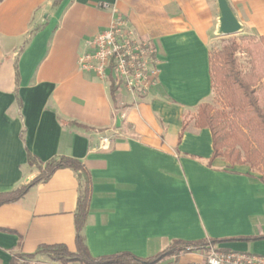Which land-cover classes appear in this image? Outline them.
<instances>
[{
  "label": "crops",
  "instance_id": "crops-1",
  "mask_svg": "<svg viewBox=\"0 0 264 264\" xmlns=\"http://www.w3.org/2000/svg\"><path fill=\"white\" fill-rule=\"evenodd\" d=\"M102 2L155 48L158 77L144 93L120 87L113 99L110 82L79 68L111 22ZM228 2L242 26L234 35L264 36V0ZM219 18L217 0H0V192L38 174L28 152L42 162L81 160L92 175L83 232L95 257L129 251L145 258L174 240L263 235L264 174L211 161V129L186 121L213 92ZM108 134L109 147L100 148ZM78 196L77 172L62 168L1 205L0 264L43 244L75 252ZM215 246L264 256V238ZM159 264L206 262L182 252Z\"/></svg>",
  "mask_w": 264,
  "mask_h": 264
},
{
  "label": "trees",
  "instance_id": "trees-1",
  "mask_svg": "<svg viewBox=\"0 0 264 264\" xmlns=\"http://www.w3.org/2000/svg\"><path fill=\"white\" fill-rule=\"evenodd\" d=\"M61 0H55L58 4ZM258 41L264 48V36ZM239 47V38L225 37L221 46L213 55L210 52V72L212 86L217 84L222 89L230 107L239 115L241 124L234 130L220 127L218 119L212 114V107L207 103L199 105V114L196 127H208L213 136V154L211 161L219 157H226L231 163H243V153L249 154L248 143L252 138L264 148V107L259 103L256 89L242 77L237 65L236 51ZM111 94L115 98L116 86L111 82ZM70 126H78L76 122H69ZM248 131V132H247ZM252 137V138H251ZM223 148L225 150H223ZM28 163L38 170V174L25 185L6 192H0V206L20 200L32 187L47 182L58 169L70 168L77 172L79 177V196L74 214L76 228V251H71L65 244H43L34 253L15 254L9 264H17L19 258H34L38 254H47L53 260L67 264L70 261H79L84 264H159L168 257L178 256L187 247L201 244H217L234 240H256L263 235L243 236L233 238H203L196 241L174 240L159 253L150 257H140L129 251H120L114 254L93 256L85 242L84 226L89 214L93 193L92 175L87 166L79 159L60 155L46 162L40 161L31 152L27 153ZM264 174V173H263ZM230 251V250H223Z\"/></svg>",
  "mask_w": 264,
  "mask_h": 264
},
{
  "label": "built area",
  "instance_id": "built-area-1",
  "mask_svg": "<svg viewBox=\"0 0 264 264\" xmlns=\"http://www.w3.org/2000/svg\"><path fill=\"white\" fill-rule=\"evenodd\" d=\"M101 6L112 9L111 22L89 42L88 50L78 59L79 68L93 71L101 80L112 82L116 88L146 92L155 84L159 72L154 46L134 37L127 18L119 14L115 7L107 2ZM112 136L108 134L99 147L108 148ZM188 249L193 250L194 247ZM206 264H264V256L213 250L206 256Z\"/></svg>",
  "mask_w": 264,
  "mask_h": 264
},
{
  "label": "rangeland",
  "instance_id": "rangeland-1",
  "mask_svg": "<svg viewBox=\"0 0 264 264\" xmlns=\"http://www.w3.org/2000/svg\"><path fill=\"white\" fill-rule=\"evenodd\" d=\"M103 3V2H102ZM101 3V4H102ZM228 37L220 35L219 39H216L211 46V53L214 55L216 50L221 46L223 38ZM230 37L239 38V47L236 51L237 65L241 72V75L246 79L255 89L258 96L259 103L264 107V48L259 41H256L251 36H239L231 35ZM212 107V114L218 119L220 127L226 130H234L236 125L241 124L239 115L229 105V99H226L222 93V89L217 84H214L213 92L206 102ZM199 114V106L196 110L190 112L187 115L186 121L189 124L196 125V121ZM248 132V131H247ZM252 138V137H251ZM251 139L248 143L249 154L243 153V163H231L226 157H219L226 165H237L248 167L251 171H260L264 173V148L259 142ZM223 150H225L223 148ZM216 244H201L193 245V250L186 248L183 252H195L206 256L213 250H219L215 246ZM182 253V252H181ZM180 253V254H181ZM17 264H65L62 261L53 260L47 254H38L34 258H19ZM67 264H84L79 261H70Z\"/></svg>",
  "mask_w": 264,
  "mask_h": 264
},
{
  "label": "water",
  "instance_id": "water-1",
  "mask_svg": "<svg viewBox=\"0 0 264 264\" xmlns=\"http://www.w3.org/2000/svg\"><path fill=\"white\" fill-rule=\"evenodd\" d=\"M217 2L220 10L219 34L231 36L240 32L242 28L241 23L228 0H217Z\"/></svg>",
  "mask_w": 264,
  "mask_h": 264
}]
</instances>
